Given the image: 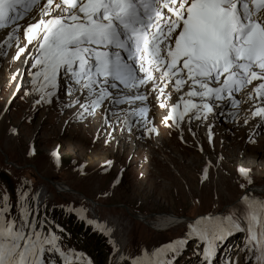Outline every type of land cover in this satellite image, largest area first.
<instances>
[{"label":"snow or ice","instance_id":"obj_1","mask_svg":"<svg viewBox=\"0 0 264 264\" xmlns=\"http://www.w3.org/2000/svg\"><path fill=\"white\" fill-rule=\"evenodd\" d=\"M33 10L39 19L29 17L23 28L26 43L20 46L19 21ZM5 27L11 30L0 45L7 48L16 39L13 60L20 58L28 44L37 46L32 82L39 98L34 103H51L63 73L68 97L64 107L79 105L74 119H83L105 101L109 109L127 104L117 111L106 109L104 119L111 123L108 117L115 115L119 123L123 115V123L131 130L132 117L144 116V122L137 120L142 126L151 123L146 120L148 95L156 93L164 108L169 99L165 89H171L180 99L171 105L164 122L171 120L179 127L178 118L183 120L186 114L189 120L207 119L223 108V102L235 107L239 101L234 94L255 81L247 93L253 101L250 115L264 123V0H0V29ZM6 54L0 51V56ZM137 101L141 106L132 107ZM145 131L156 132V128ZM53 157L58 165V155ZM208 168L206 164L202 180L207 179ZM237 171L252 183L248 169L238 167ZM27 197V191L21 195L17 190L18 215L10 211L6 190L0 199V264H58L57 257L59 264H92L82 254L65 249L57 234L63 229L56 225L53 231V222L39 216L36 197L31 198L35 207L24 202ZM241 199L245 207L240 214L229 210L188 225L185 236L196 237L203 245L199 264H214L218 242L241 230L246 232L244 245L235 258L229 255L222 264H241V254L243 264H264V200ZM100 230L116 256L114 264L125 260L173 264L186 244V238H179L150 253L142 249L140 255L125 257L112 238V229L101 225Z\"/></svg>","mask_w":264,"mask_h":264},{"label":"rangeland","instance_id":"obj_2","mask_svg":"<svg viewBox=\"0 0 264 264\" xmlns=\"http://www.w3.org/2000/svg\"><path fill=\"white\" fill-rule=\"evenodd\" d=\"M27 17L19 21L20 46L26 43L23 28ZM10 30L11 27L0 29V42ZM34 44H28L16 60L12 59L17 51L15 38L7 48L0 45V51L7 53L0 56V199L6 190L13 215H18V189L21 195L27 191L24 202L32 207L33 196L43 197L39 216L53 222V231H57L56 225L63 229L57 234L65 249L82 254L92 264H114L116 256L100 226L89 225V221H96L89 211L98 214L99 224L112 229L113 239L122 240L124 247L120 250L125 257L140 255L142 249L150 253L172 240L186 238L173 264H199L203 245L198 238L185 236L189 224L200 217L228 214L229 210L240 214L245 207L241 198L245 196L264 200V193L258 192L264 188V166L260 165L264 161V123L250 115L253 101L247 96L249 87L246 93L239 92L237 97L246 100L242 106L239 101V108H231L238 111L230 120L217 111L215 115L208 114L207 119L178 118L179 127L171 120L164 122L170 110L159 106L156 93L149 94L146 120L151 123L142 126L137 120L144 122V116L132 117L129 130L123 115L119 123L115 115L108 117L111 123L105 122L108 101L83 119H74L79 105L64 107L68 97L63 84L60 86L63 73L58 77L57 95L51 103L35 104L39 96L33 91L32 82L37 54ZM166 90L170 95L176 93ZM170 95L172 102L170 98L164 101L168 108L180 99V95ZM140 106L139 101L132 105ZM127 107L112 105L109 110ZM152 127L156 132L145 131ZM13 128L15 132L11 131ZM53 153L59 157L58 165ZM106 161H111V165ZM206 164L207 179L202 180ZM79 165L84 166L82 170ZM238 167L249 170L251 184L239 175ZM117 177L118 182L113 183ZM46 178L66 184L78 195L60 187L63 192L58 191ZM41 190L44 196L40 195ZM105 192L108 195H102ZM157 219L180 220H174L164 230L145 223ZM242 232L245 234L235 231L218 242L214 264H222L229 255L237 256L241 247L238 235ZM240 259L243 264V254ZM57 260L59 264L58 257ZM121 264H130V260Z\"/></svg>","mask_w":264,"mask_h":264},{"label":"bare ground","instance_id":"obj_3","mask_svg":"<svg viewBox=\"0 0 264 264\" xmlns=\"http://www.w3.org/2000/svg\"><path fill=\"white\" fill-rule=\"evenodd\" d=\"M35 13V14H34ZM36 11L34 10L33 11V13H31V14H29L28 15V17H27V19H26V22H28V19H29V17H36ZM34 14V15H33ZM37 16H38V14H37ZM37 19H39V16H38V18ZM34 22V21H33ZM62 81V80H61ZM60 81V86L63 84L62 82ZM248 91H251V88L249 87L248 89H247ZM151 96H149L148 95V99H147V101L148 100H150L151 98H150ZM235 97H236V95H235ZM244 97V96H243ZM187 98V97H186ZM83 100V99H82ZM243 100H246V99H243ZM146 101V102H147ZM251 102V101H250ZM151 103H152V100H151ZM218 103H220V102H218ZM224 103V106H223V108H221L219 111V113H220V115L221 116H223L225 119H231L234 115H233V113L236 115V113H237V111H238V109H231V105L230 104H228L227 102H223ZM140 104H141V102H140ZM167 104V103H166ZM181 109H182V104H181ZM151 114V113H150ZM152 115V114H151ZM150 115V116H151ZM188 115H190V114H186L185 115V118L188 120ZM213 115V114H212ZM150 116L148 117V120H150ZM209 116V115H208ZM211 117V116H210ZM189 121V120H188ZM188 124V123H187ZM195 127V126H194ZM260 165H263L264 166V161L262 162V163H260ZM246 168V167H245ZM58 191H60V188L63 190V191H67V192H70V193H72V194H74V195H78L76 192H74L72 189H70L66 184H64V183H59V182H57L56 184H55V186H54ZM60 187V188H59ZM63 191H60V192H63ZM258 192H262V193H264V188H262V189H259L258 190ZM41 194H43V196H44V194H45V192L44 191H40V195ZM79 196H81V195H79ZM43 198V197H42ZM42 198L40 197L39 199H38V196L36 197V200L39 202V204H41L42 203ZM90 201V200H89ZM90 202H92V201H90ZM94 203V202H93ZM94 206V205H93ZM90 213H91V215H94L95 216V220L97 221H99L100 222V217H98V214L96 215L95 214V212L93 211H89ZM142 217V216H141ZM174 217H177V216H173L172 218H174ZM145 218V217H144ZM184 219V218H183ZM174 220H177V221H179L180 219H157V220H153V221H151V220H145V223L146 224H148V225H150V226H153V227H155V228H157V230H164V229H166V228H168V227H170L171 226V224H172V222L174 221ZM185 220V219H184ZM97 221V222H98ZM99 224V223H98ZM100 226H101V223L99 224ZM243 227H246V225H244L243 224ZM246 233V232H245ZM245 240H246V238H245ZM119 244H120V247L121 248H123L124 247V244H123V242H122V240H118L117 241ZM245 243V242H244Z\"/></svg>","mask_w":264,"mask_h":264}]
</instances>
